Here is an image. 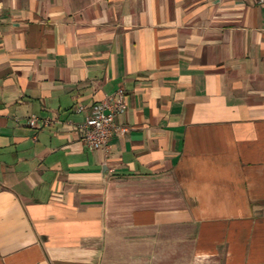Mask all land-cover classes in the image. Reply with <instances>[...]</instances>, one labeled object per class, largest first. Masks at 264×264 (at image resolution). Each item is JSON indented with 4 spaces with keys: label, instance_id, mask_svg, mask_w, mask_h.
I'll return each instance as SVG.
<instances>
[{
    "label": "crops",
    "instance_id": "obj_1",
    "mask_svg": "<svg viewBox=\"0 0 264 264\" xmlns=\"http://www.w3.org/2000/svg\"><path fill=\"white\" fill-rule=\"evenodd\" d=\"M0 264H264L256 0H0Z\"/></svg>",
    "mask_w": 264,
    "mask_h": 264
},
{
    "label": "built area",
    "instance_id": "obj_2",
    "mask_svg": "<svg viewBox=\"0 0 264 264\" xmlns=\"http://www.w3.org/2000/svg\"><path fill=\"white\" fill-rule=\"evenodd\" d=\"M257 4L264 9V0H256ZM77 112H85L81 105L77 106ZM127 112L126 92L119 88L113 94L106 96L91 108V113L86 115L82 124L78 125V130L82 132L83 143L92 150H104L109 147V141L115 133H126V125L119 126L115 123L118 116ZM38 118L31 116L27 119V124L32 128H37ZM52 124L44 121V126Z\"/></svg>",
    "mask_w": 264,
    "mask_h": 264
}]
</instances>
